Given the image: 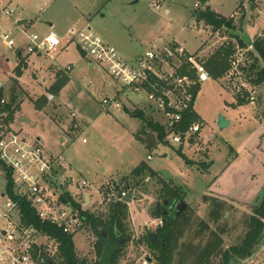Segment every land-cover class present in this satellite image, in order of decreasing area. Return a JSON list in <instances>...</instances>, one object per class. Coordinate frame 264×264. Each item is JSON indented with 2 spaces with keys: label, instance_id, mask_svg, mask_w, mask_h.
Wrapping results in <instances>:
<instances>
[{
  "label": "rangeland",
  "instance_id": "1",
  "mask_svg": "<svg viewBox=\"0 0 264 264\" xmlns=\"http://www.w3.org/2000/svg\"><path fill=\"white\" fill-rule=\"evenodd\" d=\"M157 1L0 0V11H13L8 18L0 17V94L7 104L16 96L11 107L18 106L11 122L2 130L20 131L47 152L62 153L83 179L104 194L109 193V180L119 183L141 163L156 175L164 171L171 176L167 181L158 175L152 180L144 179L140 189L145 194L136 193L135 201L128 204L130 238L113 255L115 264H156L141 237L154 232L159 222L154 216L157 204L163 205L157 194L161 186L159 177L186 194L184 202L190 210L192 224L184 238H193L198 232V222H203L216 232L225 230L222 235L225 248L239 243L248 229V215L238 214L231 206L213 198H201V193L213 176H220L231 162V148L236 150L241 145L251 148L252 144L258 148L259 138L252 134H264V119L261 123L255 121L256 116L264 118V84H251L254 76L248 70L257 54L252 47H239L236 38L246 33L252 43L264 39V0H210V9L225 18L232 17L236 26L235 31L221 29L217 32L195 21V0H162L159 9L152 8ZM166 8L169 14L165 13ZM19 22L26 24L20 26ZM87 29L112 45L123 60H132L153 44L161 47L171 41L190 54L198 50L204 62L215 52L230 48L228 72L219 79L203 83L195 100L197 122L203 125V139L196 135L182 147L172 144L170 139L167 144L158 143L156 134L133 112H143L146 121L152 118L157 121L159 114L152 115L142 109L144 106L149 109L143 97L124 94V89L105 68L89 63V58L77 47L79 32ZM22 31L40 38L53 32L62 42L61 49L51 54L54 61L44 54L40 56L42 73L26 70L20 77L15 73L18 51L21 50L23 56L27 54V40ZM4 33L14 41L13 48L5 45ZM67 64H73L68 74L55 71V65L66 67ZM259 66H263L261 60ZM68 77L62 92L37 110L35 100L41 96L47 98L48 93L52 96L50 88L55 81ZM116 92H120L118 97ZM103 99H117L120 107L111 105L104 109ZM240 101L243 105H238ZM0 115L1 120L6 117V114ZM219 116L230 124L219 128ZM0 182L2 185L1 177ZM258 203L246 208L247 211L252 213ZM213 211L220 215L217 222L212 221ZM99 212L100 209L96 211ZM72 240L78 258L95 262L97 238L87 228L75 234ZM234 263L264 264V234L251 258Z\"/></svg>",
  "mask_w": 264,
  "mask_h": 264
},
{
  "label": "built area",
  "instance_id": "2",
  "mask_svg": "<svg viewBox=\"0 0 264 264\" xmlns=\"http://www.w3.org/2000/svg\"><path fill=\"white\" fill-rule=\"evenodd\" d=\"M161 2L158 0L152 8L159 9ZM208 2L204 6L196 2V9H203ZM12 14V10L0 11L1 17ZM22 34L27 40V54H44L54 61L51 54L62 47L53 32L43 38L24 31ZM2 39L7 47L13 48L9 34L4 33ZM78 41L82 52L91 62L103 66L124 89V94L143 97L150 112L159 114L165 142L170 139L172 144L182 145L200 132L201 125L197 122L185 130L180 127L185 117L193 113L195 90L211 80L201 53L190 54L177 43L168 42L161 47L153 45L132 60H123L112 45L89 29L79 32ZM71 69V66L58 68L63 75ZM52 99L49 95L48 100ZM0 103L5 102L1 99ZM101 105L104 109L111 105L120 107L119 102L108 99H103ZM4 131L0 132V264H60L61 243L27 222L25 208L42 224L73 237L85 228L81 212L96 213L111 199L110 195L80 178L62 153H49L20 132ZM146 159L149 161L151 157L148 155ZM119 193L126 196L124 190ZM115 199L122 202L118 195ZM161 225L159 219L154 228Z\"/></svg>",
  "mask_w": 264,
  "mask_h": 264
},
{
  "label": "trees",
  "instance_id": "3",
  "mask_svg": "<svg viewBox=\"0 0 264 264\" xmlns=\"http://www.w3.org/2000/svg\"><path fill=\"white\" fill-rule=\"evenodd\" d=\"M195 1L204 6L209 0ZM193 16L197 23L203 22L207 27L211 28L213 32H217L221 29L229 31L236 30L232 17L225 18L220 16L210 10L207 6L203 9H197ZM236 38L239 47H248L242 41L241 35H238ZM251 47L257 56L253 57L248 66V70L254 76L250 79V83L254 86L259 83L264 84V39L254 41ZM231 52L230 48H228L227 51L219 50L205 61V67L208 70L211 79H219L228 72L230 66L228 58ZM259 60L263 63L262 67L259 66ZM23 65V62H20L16 66L15 73L18 77L22 74ZM60 79L61 78H58L50 88L53 95L58 94L68 82V78ZM197 92L198 90L196 89L195 94H197ZM43 99L44 98L41 97L34 103L37 110H41L43 106H45V100L43 101ZM13 100L15 99L12 96L10 103H0V113L2 115L6 114V117L2 120L0 115V132L2 131L3 126L7 127V124L11 122L13 112L18 107L16 106L12 109L11 106ZM241 103L242 102L240 101L238 105H243ZM133 114L142 119L145 124H148V128L156 134L155 139L158 143L165 142V133L161 126L152 123L151 121H146L140 111H134ZM197 120V115L194 113L188 114L181 124V130L187 129L188 126ZM183 159L184 161L186 160L185 157H183ZM150 172L151 171L147 168V165L141 163L127 177L122 178L119 183H111L108 191L111 199L106 202L99 213L91 214L87 211L81 212V216L85 222V228L97 238L94 244L96 260L93 263L77 257L72 236L62 233L61 230L52 225L42 224L34 216L31 210L26 208L24 210V219L27 222L34 224L37 228L43 229L61 243L60 254L62 260L60 264H98L103 249L101 243L103 235H105L113 244L122 240V245H124V242H127L130 238L128 204L116 200V194L123 191L126 186H135L139 183V187H141L143 186V181L146 177H149L150 180H152L157 176L154 173L150 175ZM9 178V175H7L8 180ZM159 180L155 182V184L158 182L161 184V186H159L160 188L157 190V194L159 199L163 201L161 207L167 210L164 215L160 213L157 217L162 221V225L154 231L156 234L155 241L149 243L146 234L141 237V242H143L149 250L151 257L156 264H233L234 261H243L253 256L264 234V188L258 205L253 208L251 215L247 216L248 218L246 221L248 229L246 233L239 243L225 248L222 238L225 230L216 232L215 230L209 229L207 224L203 222H198V232L193 238H184V236H186L184 235L186 229L192 224L190 210L186 209L183 213L177 216L175 213V206L180 202H184L185 194L179 188L172 187L168 182H164L160 177ZM164 202H166V206L164 205ZM157 206H159V204H157ZM211 217L213 222H217L220 215L217 211H213ZM112 264H115L114 256L112 258Z\"/></svg>",
  "mask_w": 264,
  "mask_h": 264
},
{
  "label": "crops",
  "instance_id": "4",
  "mask_svg": "<svg viewBox=\"0 0 264 264\" xmlns=\"http://www.w3.org/2000/svg\"><path fill=\"white\" fill-rule=\"evenodd\" d=\"M207 7H209V2L207 4ZM209 9H210V7H209ZM165 13L166 14L170 13L168 8L165 9ZM24 24H26V22H24L23 24H19V25L22 26ZM171 42H174V41H171ZM153 45H155V44H153ZM77 47L80 49L78 44H77ZM195 52H198V50ZM195 52H193V53H195ZM83 54L84 53H82V55ZM17 55H18V57H17V63L16 64L18 65L20 62H23V64H24L23 68H22L21 76L24 74V72L26 70H30L31 72L32 71H38L39 73H42L41 68H43V67L41 65V62L39 61L40 56L42 54H34V55L33 54H28V55L26 54L23 56L21 53V50H19ZM84 56L87 57L85 54H84ZM87 61H89V63H92L90 59ZM66 66H71V68H72L73 64L72 65L67 64ZM58 68H64V67H60V66L55 65V71L57 73H60ZM69 77H68V79H70ZM46 80H47V78L43 79V82H45ZM16 86H18V84ZM200 87L198 88V92L200 90ZM63 88L60 90L59 94L62 92ZM198 92H197V94H198ZM197 94H196V97H197ZM119 95H120V92H116V96L118 97ZM48 96H49V93H48ZM48 96H47V98L41 96L44 98L43 101L45 100V105L47 103L46 101L48 100ZM52 96H53L52 100H54L55 97H54V95H52ZM16 98L17 97L15 96V99ZM35 101H37V100H35ZM114 101H117V99ZM137 107H139V106H137ZM143 108L147 109V111H149V112L151 111L146 106L142 107V109ZM141 113L143 115V112H141ZM150 113L153 115L152 112H150ZM193 113L195 115H197V117L199 119V116L195 110V104H194V108H193ZM152 115H151V117H152ZM263 119H264L263 117H258V116L255 117V121L260 122V123ZM149 121H151L152 123H156L159 126H161L160 125L161 124L160 118L157 119V121H153V118H152V120H148V122ZM195 122H197V121H195ZM229 124H230V121H228V125ZM74 126H75V124H73V127ZM77 127L78 126H75L74 128L77 129ZM146 127L148 128L147 123H146ZM202 129H203V125L201 124L200 132L197 134L200 136L201 139H203L202 135H201ZM252 136L253 137L257 136L259 138L258 148L257 147L255 148L256 144H252L251 148L248 145L247 146L241 145L239 148H236V150L231 148V153H233V158H232L231 162L228 165H226L225 169L222 170V174L220 176H218V177L213 176V179L210 182V185L208 187H206V189L203 193H201V198L202 197L213 198L221 204H225L226 206H231L232 209L235 210L236 213H238V214H243V215H248V216L251 215V213L249 211H247L246 208L254 206L255 204H257L260 201V198L262 195V190L264 188V134H252ZM36 140L39 141L40 139L36 138ZM166 144H167V142H166ZM188 144H189V142L182 144V145H179V147H182V146H185ZM208 165H210V162ZM209 167H207L206 170H208ZM75 171L77 172V174L80 178H83V175L79 171H77L76 169H75ZM146 178L148 179L149 177H146ZM109 181H110V184L113 183L112 182L113 180H109ZM91 186L94 188V186L92 184H91ZM94 189H96V188H94ZM185 196H186V194H185ZM226 213L227 212H225V214ZM209 214H210V212H209Z\"/></svg>",
  "mask_w": 264,
  "mask_h": 264
},
{
  "label": "water",
  "instance_id": "5",
  "mask_svg": "<svg viewBox=\"0 0 264 264\" xmlns=\"http://www.w3.org/2000/svg\"><path fill=\"white\" fill-rule=\"evenodd\" d=\"M24 22H19V24H23ZM242 41L248 46L251 47L252 42L249 38V36L245 33L241 35ZM228 125V121H226L223 117L219 116L218 121H217V126L219 128H225ZM153 173L150 172V175ZM164 181H167L171 178L170 175H168L164 171H160L157 173ZM124 192H126V196H122L121 193L118 194V199H121L122 202L129 204L131 201H135L136 193H140L142 195L145 194L139 187V183H137L135 186H126L124 188ZM135 193V194H134ZM86 202L88 201V197L86 196L85 198ZM164 205H166V202H164ZM187 208V205L185 202H180L175 206V213L176 215H180L183 213ZM158 211H159V206H156L154 216L158 217ZM147 239L149 243H153L156 239V234L154 232H148L146 233ZM101 243H102V254L99 259L98 264H112V258L113 255L121 248L122 245V240H119L117 243L113 244L111 241L103 235L101 238Z\"/></svg>",
  "mask_w": 264,
  "mask_h": 264
},
{
  "label": "flooded vegetation",
  "instance_id": "6",
  "mask_svg": "<svg viewBox=\"0 0 264 264\" xmlns=\"http://www.w3.org/2000/svg\"><path fill=\"white\" fill-rule=\"evenodd\" d=\"M166 206V205H165ZM167 208V207H166ZM166 210L167 209H163V207H161V205H159V211H158V216L160 215V213L162 214V215H164L165 214V212H166ZM155 211V210H154Z\"/></svg>",
  "mask_w": 264,
  "mask_h": 264
}]
</instances>
